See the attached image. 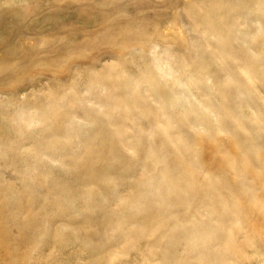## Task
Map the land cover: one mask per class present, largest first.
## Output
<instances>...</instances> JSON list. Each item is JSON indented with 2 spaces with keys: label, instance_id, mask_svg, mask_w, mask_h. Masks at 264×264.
<instances>
[{
  "label": "rangeland",
  "instance_id": "rangeland-1",
  "mask_svg": "<svg viewBox=\"0 0 264 264\" xmlns=\"http://www.w3.org/2000/svg\"><path fill=\"white\" fill-rule=\"evenodd\" d=\"M0 264H264V0H0Z\"/></svg>",
  "mask_w": 264,
  "mask_h": 264
},
{
  "label": "bare ground",
  "instance_id": "bare-ground-1",
  "mask_svg": "<svg viewBox=\"0 0 264 264\" xmlns=\"http://www.w3.org/2000/svg\"><path fill=\"white\" fill-rule=\"evenodd\" d=\"M240 44L242 45L243 44V42L242 41H240ZM246 65H250V62H246ZM160 69V68H159ZM164 76L167 78V79H169L171 76H168L167 75V73H164ZM182 81H181V78H179L178 79V82H177V85L176 86H179V85H182V83H181ZM180 90V89H179ZM178 90V91H179ZM177 92V91H176ZM182 92V90L180 91V93ZM178 94V93H177ZM176 93H175V96L174 97H170V92H167V101L168 102H174V103H181L182 102V100H184V99H186L187 98V96L185 97H183V96H178ZM181 95V94H180ZM185 95V94H184ZM224 108L225 109H229V107H226V106H224ZM108 174H113V173H110V172H108V171H106L105 173H103L102 175H104L105 177H108ZM114 175V174H113ZM72 191H74L73 190V188H69V190H67V192L69 193L68 195H71V193L70 192H72Z\"/></svg>",
  "mask_w": 264,
  "mask_h": 264
}]
</instances>
